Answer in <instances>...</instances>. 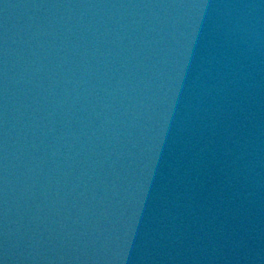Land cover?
I'll return each instance as SVG.
<instances>
[{"label": "water", "instance_id": "obj_1", "mask_svg": "<svg viewBox=\"0 0 264 264\" xmlns=\"http://www.w3.org/2000/svg\"><path fill=\"white\" fill-rule=\"evenodd\" d=\"M0 264H264V0H0Z\"/></svg>", "mask_w": 264, "mask_h": 264}]
</instances>
